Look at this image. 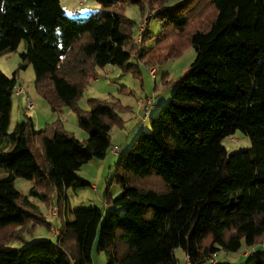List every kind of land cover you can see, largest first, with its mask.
Returning a JSON list of instances; mask_svg holds the SVG:
<instances>
[{
	"label": "trees",
	"instance_id": "trees-1",
	"mask_svg": "<svg viewBox=\"0 0 264 264\" xmlns=\"http://www.w3.org/2000/svg\"><path fill=\"white\" fill-rule=\"evenodd\" d=\"M96 1L97 12L73 17L61 0H0V55L27 43L18 69L11 76L0 70V167L7 171L0 177V264H93L95 245L107 264H176L177 248L191 264H208L220 250L263 242L264 0H163L152 8L163 29L154 49L146 48L154 37L148 28L138 49L136 23L124 13L138 4L144 15L153 0ZM192 16L198 24L191 25ZM190 44L196 57L151 117V130L118 153L114 175L122 192L114 197L107 189V208L69 206L65 190L92 186L79 170L107 155L111 128L121 123L116 103L91 98L89 110L76 104L97 69L134 68L133 58L154 68ZM30 65L38 93L53 111L70 106L88 138L78 139L61 119L36 129L31 116L9 131L19 71ZM237 130L251 146L228 153L223 140ZM17 177L35 182L29 194L16 188ZM147 178L163 188L142 186L139 179ZM53 190L57 240L9 246L45 222L41 204ZM252 258L250 264H264L259 252Z\"/></svg>",
	"mask_w": 264,
	"mask_h": 264
},
{
	"label": "rangeland",
	"instance_id": "rangeland-1",
	"mask_svg": "<svg viewBox=\"0 0 264 264\" xmlns=\"http://www.w3.org/2000/svg\"><path fill=\"white\" fill-rule=\"evenodd\" d=\"M82 1L83 0H61V4L67 10V13L73 17H75L73 15L74 10L80 12L78 17H86L100 9V4L96 0H86L85 3H81ZM162 1L163 0L151 1V3L148 4V11L146 10L147 12L144 15L138 4H128L125 7L124 13L136 23L134 26L133 38L140 44L138 45V49L143 47V45L141 46L142 41H139L137 36L140 34L139 29L144 27V23L146 24L149 22V25H145V30L148 28V30L154 34L153 39L146 43L147 49L157 48L158 43L162 39V21L157 17H153L152 12V8H159ZM176 2H179V0H170L167 4L172 5ZM120 6H123V4ZM206 8L208 14L207 18L209 19L213 15V9L210 7V3H207ZM191 18V25L198 24L197 18L194 16ZM26 49L27 43L24 40L20 43L17 51L6 52L0 55V70L8 76H11L13 72L18 69L19 63L21 62V52ZM195 57L196 51L191 44L183 47L178 56L156 63L154 67L157 69L156 78L151 74V66H149L147 60L144 62L138 58H133L134 68L130 67L124 69L116 65H107L97 69V78L92 79L84 88L76 104L83 110H89V100L91 98H98L116 103L121 123H115L111 128L110 135L112 146L107 155L102 159L90 160L79 170L80 176L97 186L98 189L94 190L91 185H89L65 190L70 203H72L74 207L92 206L95 204L103 206V202L99 199V196L103 197L108 188L114 197L122 192L121 184L114 175L117 170L116 161L119 154L113 152V146L118 145L121 148L120 151H124L131 145L134 137L141 131L149 132L151 130V117L155 116L161 106L168 102L175 89L174 82L185 74ZM19 73L20 78L17 84L18 86H22L31 96L35 107L33 109H28L27 100L23 97H21V105L18 107L19 95L14 93V105L9 127L10 132H12L17 123L21 122L26 116H31L37 127H41V129L49 125H54L61 119L60 121H62L64 128L73 133L78 139L84 140L88 138V132L79 126L77 114L70 106L63 105L60 111H53L48 100L37 92L38 90L35 86V72L31 65L26 70L21 69ZM165 79L167 81H165ZM148 97L153 98V104L147 112V110L141 109V103L146 102ZM223 144L228 150V153L247 149L251 146L250 138L241 130H237L233 135L226 137L223 140ZM147 179H139V181L146 180L144 181L145 185L141 184L142 186L155 190L157 189L151 186V182L159 188H163L164 186L157 178H152L151 181L149 178ZM15 185L22 193L29 194L31 188L34 186V181L23 177H17ZM137 185L139 184L137 183ZM56 194L54 190L51 191L52 198L50 202H42L41 204V212L46 218L45 222H40L35 226H31L29 230H23L19 233V235H21L20 237L10 238L8 240L9 246H23L24 242H32L38 239L57 240V236L53 233V228L58 225L60 226V219L58 217L59 221L55 220L53 217L56 216L51 214V209L53 211L52 207L57 203ZM48 223H51L52 226L50 227ZM5 231L1 230L0 235L4 234ZM258 244L264 246V241ZM256 245L250 246L251 250L249 249L247 252L250 251L251 254L255 252ZM226 252L230 251L223 250L219 253V256L221 257L223 253ZM259 252L262 257H264V252ZM95 253H97V249H95ZM231 253L230 254L236 259L229 264H250V261L253 260L251 257L244 258L239 251ZM177 256L179 258L181 255Z\"/></svg>",
	"mask_w": 264,
	"mask_h": 264
},
{
	"label": "crops",
	"instance_id": "crops-1",
	"mask_svg": "<svg viewBox=\"0 0 264 264\" xmlns=\"http://www.w3.org/2000/svg\"><path fill=\"white\" fill-rule=\"evenodd\" d=\"M67 11V10H66ZM74 11H76V10H74ZM73 15L74 16H77L78 14H74L73 13ZM38 92V91H37ZM25 95H19V100H18V107L21 105L20 103H21V97H23L24 99L26 98V97H24ZM31 97V96H30ZM149 111V110H148ZM147 111V112H148ZM146 116V115H145ZM143 124V123H142ZM35 128L36 129H41V127H37V125L35 124ZM130 145V144H129ZM129 147V146H128ZM127 147V148H128ZM121 149V148H120ZM7 175V171L5 170V169H3V168H1L0 167V177H4V176H6ZM34 185H35V182H34ZM94 190H97L98 189V187L97 186H95L94 184H92V186H91ZM99 199L103 202V206H101V205H99V204H95V205H98V206H100V207H104V208H107V207H109V205H108V203L106 202V200H105V198H104V196L103 197H100L99 196ZM67 203L69 204V206H71V207H74L73 205H72V203H70V201H69V199H68V197H67ZM51 214L53 215V211H52V209H51ZM66 217H70V215H69V213H67L66 214ZM55 220H57V221H59V219H58V217H53ZM58 230H60V226L58 225L57 227H56ZM56 236H57V234H55ZM262 243V242H261ZM95 249H96V245L94 246V250H93V264H107V256H106V254L104 253V258H103V253H101V252H99V251H97V253H95ZM251 250V247H245V246H243L240 250H239V252L242 254V256L244 257V258H252V254L251 253H248L247 251L248 250ZM260 249V250H259ZM179 251H180V253H179ZM223 250H221V251H218L216 254H214V257L218 260V264H229V263H232L233 261H235V257H233L231 254V252H226V253H223V255L220 257L219 256V253L220 252H222ZM255 251H257V252H259V251H261V252H264V246L263 245H261V244H258V245H256V247H255ZM238 252V251H237ZM231 253V254H230ZM260 253V252H259ZM175 255H176V258H177V262H176V264H187V262H188V258H187V255H186V253L181 249V248H177L176 249V251H175ZM177 255H181V256H179V258H178V256ZM205 264V263H204Z\"/></svg>",
	"mask_w": 264,
	"mask_h": 264
},
{
	"label": "built area",
	"instance_id": "built-area-1",
	"mask_svg": "<svg viewBox=\"0 0 264 264\" xmlns=\"http://www.w3.org/2000/svg\"><path fill=\"white\" fill-rule=\"evenodd\" d=\"M85 1L86 0H83L81 3H85ZM73 13L74 14H79V11L78 10H76V11H73ZM144 25V27H141L140 29H139V31H140V34H138V36H137V39L139 40V41H141L142 40V36H143V33L145 32V23L143 24ZM150 72H151V74L156 78V73H157V69L156 68H151L150 69ZM15 93L17 94V95H25V97H26V100H27V108L28 109H33L34 107H35V105H34V103H33V101H32V98L30 97V95L25 91V89L22 87V86H18V85H16V87H15ZM153 104V98H147V101L146 102H142L141 103V109H144V110H149V108H150V106ZM113 152L114 153H116V154H118L119 152H120V147L118 146V145H114L113 146ZM57 214V209H56V206H54V208H53V215L55 216ZM58 232H59V230L56 228V227H54L53 228V233L54 234H58ZM248 253H250V251L248 252ZM187 258H188V256H187ZM206 262L208 263V264H218V260L214 257V256H209L207 259H206ZM187 264H191L190 262H189V258H188V262H187Z\"/></svg>",
	"mask_w": 264,
	"mask_h": 264
}]
</instances>
